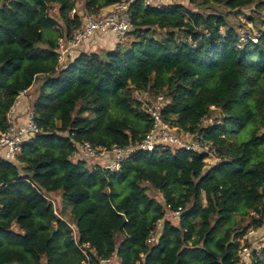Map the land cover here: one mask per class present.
Instances as JSON below:
<instances>
[{
  "label": "trees",
  "instance_id": "obj_1",
  "mask_svg": "<svg viewBox=\"0 0 264 264\" xmlns=\"http://www.w3.org/2000/svg\"><path fill=\"white\" fill-rule=\"evenodd\" d=\"M119 1L85 0V9ZM214 6L229 12H204ZM252 7L264 24V0H183L164 9L136 3L128 47L81 52L58 70V39L80 26L70 15L73 0H0V132L9 129L20 93L37 83L32 106L42 129L15 161L0 153V264H82L71 226L79 244L91 245L92 264L114 254V264H232L248 227L226 225L251 212L253 225H264V156L254 155L264 144V30L240 47L227 19ZM135 93L165 95V115L192 133L218 108L222 122L200 132L220 146L223 162L206 168L204 156L172 149L139 152L117 173L73 162V141L124 147L144 139L152 124ZM247 125L250 140L230 144ZM56 193L71 207V222L57 205L55 213L49 199ZM169 205L183 207L181 220L164 219L159 242L148 245Z\"/></svg>",
  "mask_w": 264,
  "mask_h": 264
},
{
  "label": "built area",
  "instance_id": "obj_2",
  "mask_svg": "<svg viewBox=\"0 0 264 264\" xmlns=\"http://www.w3.org/2000/svg\"><path fill=\"white\" fill-rule=\"evenodd\" d=\"M183 0H120L99 12H87L77 0H73L74 8L71 11L72 17H78L80 26L73 29L70 35L61 36L57 42L58 70H64L71 61L81 52L95 51V44L105 38L112 39V45L124 44L129 34L134 31L132 21V6L141 3L145 9H164L165 7L182 4ZM58 5H52V13H57ZM252 38L243 37L240 47L246 45L249 41L257 43L260 36ZM191 41V40H190ZM30 91H23L17 98L14 107L8 114L10 127L5 132H0V153L8 161H15L23 144L31 141L37 135L42 133L39 127L33 106L28 108L27 119L24 126H17L14 122V108L19 104V98L31 97ZM146 95V93H145ZM30 99V98H29ZM139 100V99H138ZM140 101V100H139ZM142 102V101H141ZM170 103V99L163 94L154 95L148 102L143 103L141 110L144 111L150 119L151 128L142 141L121 147L119 145L101 146L93 145L90 142L73 141L74 151L70 157L73 162H83L90 170H105L117 173L121 170L122 164L131 156L139 153H151L156 150H184L204 156L206 168L220 165L224 158L220 155L221 148L211 140H208L203 131L222 122L223 114L219 118L213 116V112L220 111L215 106L210 108L209 115L205 116L198 124V130L194 133L180 128L174 117H167L165 110ZM56 210V203L49 199ZM166 215L158 220L147 238L148 245L157 244L162 236L164 219H170L173 222H179L184 214L183 207L172 208L170 205L165 207ZM251 215L256 216L255 212ZM75 244L82 253L84 259L82 264H92L91 253L93 249L89 244H79L75 227ZM261 227L254 225L238 237V248L232 264H260L264 251V240L259 238ZM117 257L114 254L110 258H101L96 264H114Z\"/></svg>",
  "mask_w": 264,
  "mask_h": 264
},
{
  "label": "rangeland",
  "instance_id": "obj_3",
  "mask_svg": "<svg viewBox=\"0 0 264 264\" xmlns=\"http://www.w3.org/2000/svg\"><path fill=\"white\" fill-rule=\"evenodd\" d=\"M77 2L83 6V8L80 11H83V9L85 8V0H77ZM184 5H188L187 1L184 2ZM255 7H252L250 9H244L242 10L240 15L235 16L233 13L232 14H228L227 19L229 22V27L233 28L236 33L237 36L242 40L243 37L245 36H249V37H256L257 33H259V30H264V24H263V19H262V15L263 14H259V12H256ZM206 14L209 13H220V14H227L229 12L228 9H226L224 6H214L210 9H206L204 11ZM254 17L255 21H250V19ZM130 43V38L127 40V42H125V47H128ZM104 46V44H102V47ZM107 47L105 50L100 51L101 55L105 56V54H107L108 52H112L116 49V46L113 47ZM98 52V51H97ZM38 88V83L34 86V91L30 92L29 97V101L32 103L35 95V91ZM34 95V96H33ZM135 98L139 99L140 101H142L143 103L148 102L151 98L154 97V95L149 94V93H135ZM213 116L215 118H219L221 116L220 111H215L213 112ZM253 126L252 125H247L245 126L243 129H239L237 128L235 130L234 133H232V137L228 140V142L232 145H240L244 142H248L250 140V138L252 137V133H253ZM264 132V126L260 129L258 135L260 136L262 133ZM258 149H256L254 151V155H255V160H258L260 158H262L264 156V144L260 145L257 147ZM148 194L155 198L157 201L164 203V197L163 195L149 187V191ZM53 198L55 200V203L57 205L58 211L59 209L64 210V214H63V218L68 221L71 222L72 217H71V207L68 205H64L63 204V200L62 197L60 195V193H56L53 195ZM60 213V211H59ZM255 216L251 215V214H247V215H241V214H237L233 217V222L226 225L227 228L228 227H232L234 229H239L240 227H250L253 225V219ZM225 230L226 228L224 227L223 229L220 230L218 236H222L225 234ZM259 238L264 240V225L261 227L260 231H259Z\"/></svg>",
  "mask_w": 264,
  "mask_h": 264
},
{
  "label": "crops",
  "instance_id": "obj_4",
  "mask_svg": "<svg viewBox=\"0 0 264 264\" xmlns=\"http://www.w3.org/2000/svg\"><path fill=\"white\" fill-rule=\"evenodd\" d=\"M112 39L110 40V38H107L105 41V38H103L101 41L97 42L95 44V52H99L105 50L108 47H115L114 45H112ZM102 44H104V46L102 47ZM30 92H33L34 89L31 88L29 90ZM34 96V95H33ZM34 98V97H33ZM32 106V103L29 101L28 97H22L19 98V104L14 108L15 113H14V122L17 126H24L26 119H27V113H28V108Z\"/></svg>",
  "mask_w": 264,
  "mask_h": 264
}]
</instances>
